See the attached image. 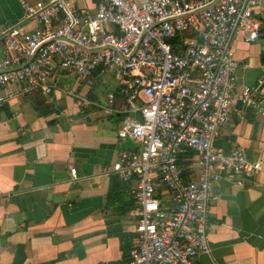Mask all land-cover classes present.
Here are the masks:
<instances>
[{
  "label": "built area",
  "instance_id": "2783aa9c",
  "mask_svg": "<svg viewBox=\"0 0 264 264\" xmlns=\"http://www.w3.org/2000/svg\"><path fill=\"white\" fill-rule=\"evenodd\" d=\"M18 1L21 19L0 26V110L14 98L51 94L57 73L88 88L108 75L123 105L109 92L99 108L121 116L117 136L139 146L102 173L136 184L127 264H197L209 251L213 186L224 177L243 187L263 169L240 149L214 145L233 112L264 103V78L238 87L229 48L239 35L261 40L259 0ZM29 23L37 27L25 30ZM65 92L91 105L73 88Z\"/></svg>",
  "mask_w": 264,
  "mask_h": 264
},
{
  "label": "crops",
  "instance_id": "0c3cea01",
  "mask_svg": "<svg viewBox=\"0 0 264 264\" xmlns=\"http://www.w3.org/2000/svg\"><path fill=\"white\" fill-rule=\"evenodd\" d=\"M255 15L261 40L247 44L239 35L229 42L240 64L238 87L264 78V0ZM21 16L18 0H0V26ZM36 27L29 23L25 30ZM54 84L49 95L14 98L0 110V264H127L136 243V184L102 173L119 153L139 146L117 136L121 116L99 108L107 93H117L115 85L102 74L88 88L69 72L57 73ZM67 88L91 105L82 106ZM115 105L121 108L123 100L116 98ZM237 110L214 145L224 152L240 149L263 169L243 187L224 177L213 186L209 251L197 264H264V103Z\"/></svg>",
  "mask_w": 264,
  "mask_h": 264
},
{
  "label": "trees",
  "instance_id": "16d2710c",
  "mask_svg": "<svg viewBox=\"0 0 264 264\" xmlns=\"http://www.w3.org/2000/svg\"><path fill=\"white\" fill-rule=\"evenodd\" d=\"M95 2H98V0H94ZM116 98L117 99H121V97L118 95V93H116Z\"/></svg>",
  "mask_w": 264,
  "mask_h": 264
}]
</instances>
